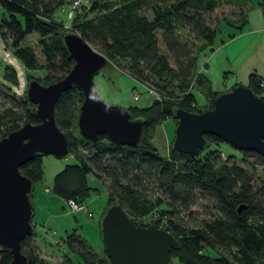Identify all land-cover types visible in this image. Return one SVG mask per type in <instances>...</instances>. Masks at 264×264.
<instances>
[{
	"label": "trees",
	"instance_id": "16d2710c",
	"mask_svg": "<svg viewBox=\"0 0 264 264\" xmlns=\"http://www.w3.org/2000/svg\"><path fill=\"white\" fill-rule=\"evenodd\" d=\"M118 1L115 4L91 0L83 8L79 5L73 10L69 30L136 83L147 87L143 83L152 77L157 98L149 107L126 108L130 118H141L143 123L139 145L125 146L109 142L104 135L89 140L74 134V101L76 96L80 99L81 93L75 87L62 92L54 104L53 117L67 139L68 154L74 162L53 175L50 192L63 201L86 205L85 200L92 190L86 183V175L91 174L105 183L107 202L100 216L106 206L115 202L135 225L145 226L136 220L149 217L153 226L167 231L178 242L179 247L170 251L168 261L173 258L178 264H264V199L261 198L264 190L253 188L248 172L228 160L236 156L229 154L227 159L220 160L217 147L223 142L210 135L205 136L207 146L200 150L197 158L175 152L171 147L166 155H160L149 134V129L157 123L167 118L175 120L172 118L175 107L187 112L204 111L195 105L192 93L194 84L198 87L204 84L195 72L196 53L213 50L218 29L216 25L207 24L203 14L233 0ZM68 2L0 0L3 11L0 39L4 48L25 70L35 71L40 65L33 50L23 44L27 35L34 34L44 59L43 80L27 74L28 79L47 85L62 78L71 68L73 60L60 41L61 33L66 31L64 23L54 17V11L59 15L60 6ZM261 9L264 14V6ZM238 20L237 30L244 24L243 18ZM222 22L231 25L227 20ZM180 30L184 38L178 33ZM159 42L165 54L160 52ZM192 43H198L195 51ZM54 69L58 76L49 72ZM0 77L10 83L16 81L12 67L7 64L0 69ZM245 86L264 100L260 77L249 73ZM8 90V86L0 84V138L25 122L39 121L34 115V105L27 101L24 93L18 99ZM206 95L210 98L209 105L212 104L215 93ZM237 152L241 160L254 158L256 164L264 166L260 155L252 151ZM41 157L36 156L18 168L33 184L41 182L43 176ZM144 181L158 190L169 210L156 208L162 204L159 198L153 202L146 198L141 188ZM200 196L215 200L216 215L196 228L185 229L174 224L169 214L188 209ZM33 235L34 232L20 241V251L26 256L27 264L39 260L29 247ZM62 243L70 252L77 253L84 264H93L89 257L96 256L75 231L65 235ZM218 250L226 256L219 255ZM10 259L9 250L0 248V264H8ZM95 263L109 264V260L103 262L99 258Z\"/></svg>",
	"mask_w": 264,
	"mask_h": 264
},
{
	"label": "water",
	"instance_id": "95a60500",
	"mask_svg": "<svg viewBox=\"0 0 264 264\" xmlns=\"http://www.w3.org/2000/svg\"><path fill=\"white\" fill-rule=\"evenodd\" d=\"M60 41L73 60L69 71L47 85L33 78L26 83L25 98L34 105L39 121L25 122L0 138V248L9 250L8 264H27L20 241L33 233V183L19 173V166L36 156L61 158L68 153L67 139L53 117L62 92L75 87L81 93L76 116L81 137L94 140L104 135L115 145L137 146L142 135L141 118H130L125 108L102 101L95 90L93 77L106 66L107 58L73 31L61 33ZM172 118L176 124L170 147L175 152L197 158L210 135L264 159V100L245 85L216 93L212 106L200 113L175 107ZM98 229L109 264H167L170 251L179 247L167 231L135 225L115 202L104 209Z\"/></svg>",
	"mask_w": 264,
	"mask_h": 264
},
{
	"label": "rangeland",
	"instance_id": "374dc122",
	"mask_svg": "<svg viewBox=\"0 0 264 264\" xmlns=\"http://www.w3.org/2000/svg\"><path fill=\"white\" fill-rule=\"evenodd\" d=\"M46 2L53 3L54 0H45ZM255 0H252L254 2ZM91 0H82L81 8L87 6ZM103 2H110V3H119L118 0H103ZM76 9V8H75ZM3 13L0 7V14ZM237 11L230 5H222L214 8L213 10L204 13L205 22L210 26H217V29L220 30L216 33L214 41L212 43V48L214 49L218 45L223 44L225 46L226 55L224 54L225 63H219L218 61L212 62L213 66L210 68L212 73L210 87L208 85L204 86V88L198 87L196 84L192 87V92L195 98V105L202 108L203 110L209 109L212 104L209 105V99L206 95L207 92L209 93H218L220 91H224L230 85L234 83H238L239 85H244L247 82V78L249 73H253L254 71H258L263 73L264 75V29L257 30L256 32H249L246 31L247 27L243 26L241 33L233 30V40L226 42L229 39L227 27H225L223 20H238L237 18L240 17V12ZM250 13V12H249ZM248 13V15H250ZM73 14V13H72ZM247 15V16H248ZM55 20H61L64 24L63 28L66 31L69 30V22L72 18L68 19L65 13L55 14ZM250 28H254L255 26L250 22ZM261 27H264V23L259 24ZM227 28V29H226ZM181 37L184 38L182 31H178ZM227 34V35H226ZM23 44L29 46L35 55V59L37 63L40 65L39 69L35 71H27L24 69L21 62L16 59L15 57L4 53L3 57L10 62L13 67V73L15 74V83L7 82L6 80L1 79L0 77V84H4L8 86L9 90L8 93L14 94L16 98H20L21 95L25 92L26 83L28 79V75L30 77H39L42 79V76L45 74L43 66L44 59L40 53V49L36 43V37L34 34L27 35L24 40ZM198 43H192V50L196 49ZM6 45L9 46V39L6 40ZM159 50L161 53L165 54L162 46L159 42ZM207 52L208 49H203L196 53V58L201 52ZM11 54V52L8 50ZM216 52V51H214ZM168 63L172 65L171 59L168 58ZM218 65V66H217ZM211 67V66H210ZM204 69V68H202ZM256 69V70H255ZM49 72L53 76H58V72L56 69L49 70ZM195 72H196V62H195ZM197 73V72H196ZM28 74V75H27ZM209 75V73H205ZM198 77H202L199 73H197ZM149 80L146 81L145 84L147 87L141 85L137 86L132 83V79L127 76L124 71H120L110 63L106 64L104 68H102L94 77L93 83L95 90L100 97V99L106 103L117 105L121 108H127L129 106L134 107H149V105L157 98L156 90L157 87L154 85V81L151 79L152 77H148ZM43 80V79H42ZM138 83V82H137ZM139 84V83H138ZM209 90V91H207ZM136 97V98H134ZM81 99V96H80ZM79 96L75 97L74 101V115L77 116V105L80 101ZM148 102V103H147ZM147 103V104H146ZM146 105V106H145ZM34 108V107H33ZM76 116L74 118V123L76 126ZM176 121L167 118L162 122L157 123L151 129H149L150 134V141L155 147L157 153L160 155H166L170 149L172 138H173V129L175 127ZM73 133H78L77 128L72 129ZM219 149V158L220 160L227 159V155H235L236 158H228L230 161H234L237 165L243 167L248 174L251 176V185L253 188H262L264 190V166L255 163L254 158H243L240 159L237 150L231 147L228 144L221 143L217 147ZM181 160L180 158H178ZM178 160V161H179ZM74 162V159L69 156L67 153L65 156L61 158H55L51 155H45L41 157V166L43 171V176L41 182L36 183L34 186V192H38L39 190H43L45 187L51 183L53 175L57 172L56 168L62 167L66 164H71ZM62 169V168H60ZM53 174V175H52ZM51 179V180H50ZM99 189L91 190L89 192L88 197L85 200L86 207L91 213V217H87L85 213L79 211L75 214L67 212L64 214L69 218L71 222L74 223L76 228V235L82 236L88 246V250L92 252L96 257L90 258V261L95 263L97 259L102 258L103 262H106L107 257L104 253L103 246L100 240L99 229H98V220L101 211L106 205L107 198L104 193V186L105 183L103 181H98ZM141 188L146 196V198L153 202L155 198H159L162 200V204L157 205V209L159 210H169V208L165 205L164 199L158 192V190L153 189L146 181L142 182ZM47 191V189L45 190ZM49 191V190H48ZM45 194V193H42ZM264 199V194L262 197ZM34 199V205L35 204ZM264 205V202H263ZM67 210V209H66ZM40 211L36 207L35 209V222L37 223L35 226L36 230V241L33 239L30 240L29 247L34 249V253L36 257L39 259L36 263L32 264H60L61 262H66V264H84L77 253L70 252L64 244L62 243L63 238H60L58 234H51L49 231L42 230L39 226V218L41 215ZM76 218L74 220L73 216ZM170 219L176 224L177 226L185 229H191L201 226L203 222L209 221L212 215H216V202L210 197H197L195 203L190 206L186 210H181L178 213H171ZM138 224L142 225H153L149 219V217H143L139 220H136ZM34 236V235H33ZM38 246H36V245ZM217 253L222 256H226L223 251L218 250ZM213 255V254H212ZM167 264H178L175 259H170Z\"/></svg>",
	"mask_w": 264,
	"mask_h": 264
},
{
	"label": "crops",
	"instance_id": "0c3cea01",
	"mask_svg": "<svg viewBox=\"0 0 264 264\" xmlns=\"http://www.w3.org/2000/svg\"><path fill=\"white\" fill-rule=\"evenodd\" d=\"M228 5L232 6L237 11L240 12V17H238L237 19L243 18V20H244V24L241 26L240 29H238L239 33H241L243 26L244 27L246 26L247 27L246 31H249V32H256L257 30H260V29L262 30V28L264 29V27H261L259 25V24L264 23V14H263L262 9H261L262 6H264V0H255L254 2H252V0H233L232 3H230ZM248 13L250 15H248ZM1 14H2V12H1ZM1 14H0V16H1ZM226 20L231 24V25H226L224 23L225 27L228 28V30H226L228 32V35L227 34L226 35L229 36V39H227L226 42H229L230 40H233L232 39L234 36L233 30L237 32V29H235V26L240 22V20H233V21L229 20V19H226ZM250 22L255 26L254 28L249 27L248 24ZM218 31H220V30H218ZM214 51H216V52H214ZM4 53H7V54L13 56L12 54H10L8 52V50H6L4 48V44H3L2 40L0 39V69L5 64L13 67V65L3 57ZM224 54L226 55L225 46H223V44H221V45H218L217 47H215L212 51L201 52V54L198 55V57L196 58V72L199 73L200 75H202L201 79L203 80V83H204L202 86H200V88H204V86L208 87V85L211 88L210 83H211L212 73L210 71V68H212L213 66L215 67L214 64L212 65V62L215 60L214 62L218 61L219 63H222V64L225 63ZM202 68H204V69H202ZM205 73H209V75H206ZM253 73L255 75H257L258 77H260V82H262V85H261L262 86V94L264 95V75H263V73L258 72V71H254V70H253ZM131 81L134 84V86L137 85V86L142 87L140 84L136 83L134 80H131ZM246 83L244 85H246ZM233 85H239V84L234 83ZM233 85H230L229 87H231ZM229 87L226 86V88H229ZM212 90H214V89H212ZM192 93L195 95L194 92H192ZM195 98L197 99V97H195ZM60 168H62V164H61V167H58V169L56 168L55 172H58L60 170ZM86 183L89 187L92 188L93 191L100 188L98 180L96 178H94V176L91 174L86 175ZM35 184H33V189L30 193V199H31V203L33 206V215H32V219H31V223L33 225L34 236H32V239L34 241H36L35 226L37 223L35 222L36 220L34 219L36 207L40 211L39 213L41 215V218H39L38 222H39V226L42 230H45L46 232L49 231V232H51V234H54V235L58 234L60 238H63L65 235L69 234L71 231H76L74 223L71 222L69 220V218L66 216L67 210L65 207V201H63L61 198L57 197L56 195H54L50 192L52 180H51V183H49V185L47 187H45L41 191L39 190L37 193L34 192ZM46 189H47V191H45ZM42 193H45V194H42ZM34 199L36 200L35 204H37V205H34ZM60 209H64L66 215L64 214V211H63V213H62V210L59 211ZM88 212H90V211L88 210ZM75 213H73V214H75ZM72 216L75 220L76 217L74 215H72ZM36 246H38V245H36Z\"/></svg>",
	"mask_w": 264,
	"mask_h": 264
},
{
	"label": "built area",
	"instance_id": "2783aa9c",
	"mask_svg": "<svg viewBox=\"0 0 264 264\" xmlns=\"http://www.w3.org/2000/svg\"><path fill=\"white\" fill-rule=\"evenodd\" d=\"M82 0H69L68 4L60 6L59 12L65 13L66 17L68 19L71 18L73 10L78 7L81 4ZM260 85H262V82H260ZM263 97V94H261ZM136 98V97H134ZM65 207L67 209V212L74 213V212H84L87 216H90L91 214L87 212L86 205L83 203H76L72 200L65 201Z\"/></svg>",
	"mask_w": 264,
	"mask_h": 264
}]
</instances>
